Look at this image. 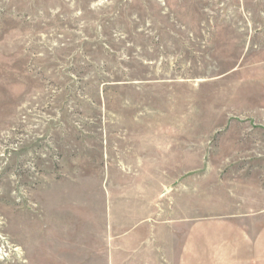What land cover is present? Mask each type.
<instances>
[{"label": "rangeland", "instance_id": "rangeland-1", "mask_svg": "<svg viewBox=\"0 0 264 264\" xmlns=\"http://www.w3.org/2000/svg\"><path fill=\"white\" fill-rule=\"evenodd\" d=\"M145 219L264 264V0H0V264H148Z\"/></svg>", "mask_w": 264, "mask_h": 264}, {"label": "crops", "instance_id": "crops-1", "mask_svg": "<svg viewBox=\"0 0 264 264\" xmlns=\"http://www.w3.org/2000/svg\"><path fill=\"white\" fill-rule=\"evenodd\" d=\"M145 222H143L142 224H140L139 226H137L135 228V230H133L132 232H139V234L141 235V237H139L137 243L135 245H131L129 248L127 249H123L122 253L124 252L126 254V258L127 261H130V263L139 261V260H144V261H148V264H156L157 262L159 263H163L165 264V255L164 258H162L163 254H164V247L161 246L160 247V255L158 254V247L160 246V241H158V239H160L158 237V226L149 224L148 219L143 220ZM150 228V229H149ZM180 230H176L175 232H179ZM142 233H147L150 234L148 235H142ZM185 233V232H184ZM192 236V235H191ZM194 236V234H193ZM189 237L190 240V235L187 232V238ZM115 239V238H113ZM113 239H111V245L110 248L108 250L109 252V261L111 262V264H115L114 260H113V255L115 256L117 254L118 249L115 247H113V242L115 244V240L113 241ZM132 238H128V241L131 240ZM135 246V247H134ZM128 247V246H126ZM134 247V248H133ZM120 253V252H118ZM190 254V246H188L187 248L184 246L182 249H180V253H179V264H186L189 263L188 259H185V257L182 254ZM129 255V256H128ZM155 258L157 260H155ZM156 262H155V261ZM166 260L169 262L171 260L170 257H166Z\"/></svg>", "mask_w": 264, "mask_h": 264}]
</instances>
